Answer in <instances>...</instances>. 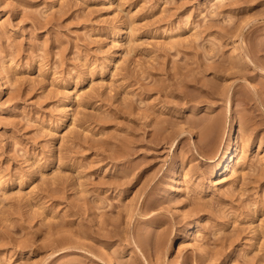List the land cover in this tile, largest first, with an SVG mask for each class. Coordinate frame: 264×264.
Listing matches in <instances>:
<instances>
[{"label":"rangeland","instance_id":"rangeland-1","mask_svg":"<svg viewBox=\"0 0 264 264\" xmlns=\"http://www.w3.org/2000/svg\"><path fill=\"white\" fill-rule=\"evenodd\" d=\"M1 85L0 264H264V0H0Z\"/></svg>","mask_w":264,"mask_h":264},{"label":"bare ground","instance_id":"bare-ground-1","mask_svg":"<svg viewBox=\"0 0 264 264\" xmlns=\"http://www.w3.org/2000/svg\"><path fill=\"white\" fill-rule=\"evenodd\" d=\"M4 87L0 86V92L3 93ZM240 155L239 147L237 146V137L236 133L231 135L230 139L227 143V149L223 155V163L219 166V168L216 170L217 176H222L224 174H227L232 168L235 167L237 159ZM196 233L194 231L191 232L192 242L195 244H198L196 241ZM107 264H115L113 256L108 254L106 258Z\"/></svg>","mask_w":264,"mask_h":264}]
</instances>
